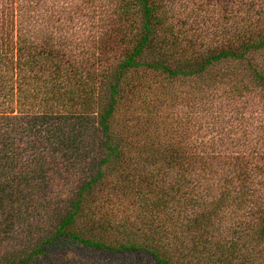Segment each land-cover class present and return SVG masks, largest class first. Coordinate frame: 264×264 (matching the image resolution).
<instances>
[{
    "label": "trees",
    "instance_id": "1",
    "mask_svg": "<svg viewBox=\"0 0 264 264\" xmlns=\"http://www.w3.org/2000/svg\"><path fill=\"white\" fill-rule=\"evenodd\" d=\"M0 264H264V0H0Z\"/></svg>",
    "mask_w": 264,
    "mask_h": 264
}]
</instances>
